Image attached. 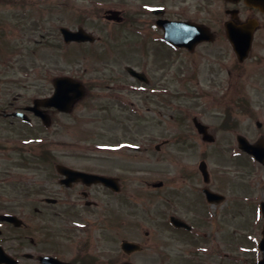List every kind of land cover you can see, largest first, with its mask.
Masks as SVG:
<instances>
[{
    "label": "flooded vegetation",
    "instance_id": "obj_1",
    "mask_svg": "<svg viewBox=\"0 0 264 264\" xmlns=\"http://www.w3.org/2000/svg\"><path fill=\"white\" fill-rule=\"evenodd\" d=\"M131 1L130 9L114 3L109 9L120 18L108 21L130 30L137 73L126 67L111 73L105 65L106 76L84 79V95L74 97L67 112L36 105L54 92L57 76L46 79L51 69L30 65L15 83L13 61L21 49L34 56L40 41L60 38L67 49L62 55L72 61L77 42H67L58 21H50L49 0H0V160L13 161L0 166V264H138L134 255L154 245L157 233L144 226L142 240L139 220L130 221L156 219L155 194L163 198L161 216L170 231L192 236L196 244L212 240L223 258L216 247L221 217L246 216L252 208L243 192L249 182L259 192L255 207L264 202V0ZM169 21L184 25L172 30ZM109 46L103 44L104 55ZM62 73L79 76L72 69L58 76ZM31 76L42 81L33 83ZM98 122L110 138L53 144L54 135L75 130L86 135ZM197 139L209 146L208 153L215 146L227 154V172L243 178L233 183L232 176L209 167L208 188L223 194L213 202L200 184V163L183 171L195 180L188 188L170 186L177 176L166 169L159 177L149 167L127 176L118 165L119 156L132 155L127 152L162 159L172 144L195 145ZM247 141L258 149V158L242 149ZM248 165L255 176H248ZM133 181L137 186H129ZM232 186L242 193L236 195ZM131 187L145 192L147 200L129 211L123 206L134 202L125 196ZM125 240L140 248L129 252ZM233 245L241 247L238 239ZM207 254L203 245L180 257L199 263ZM224 258L233 259L229 253ZM171 259L167 255L163 264Z\"/></svg>",
    "mask_w": 264,
    "mask_h": 264
},
{
    "label": "rangeland",
    "instance_id": "obj_2",
    "mask_svg": "<svg viewBox=\"0 0 264 264\" xmlns=\"http://www.w3.org/2000/svg\"><path fill=\"white\" fill-rule=\"evenodd\" d=\"M135 1V0H134ZM124 3L128 9H130L129 2H133L131 0H49L47 6H52L53 9L50 8L49 18L50 21L53 22L57 20L65 21L68 18L66 23L68 26H72L73 28H77L78 26H85L89 31H93L100 40L96 43L90 44H82L81 46L76 45L75 55L72 57V61L69 60L68 57H65L63 46L58 45V41H40L42 43L39 46V52H34V56H30V52L26 53L21 49L22 54L17 58V60L13 61V74L15 77V83L21 80L23 77V70L25 67H29L30 65H42L46 69H51V72H46L47 80L51 79L54 75L60 74L62 71L67 72L69 69H72L79 75V79L81 80H94L96 78H103L106 76L105 65L109 66L111 69V73L116 72H124V67L126 65H135V58L132 53L133 49L131 47V32L129 29L124 27H119L115 22H109L105 19L104 12L106 9L111 8L114 3ZM38 7L42 8V1L37 4ZM51 15V16H50ZM122 39V40H119ZM49 44H48V43ZM127 43L120 44L117 43ZM103 44L111 45L107 49L106 55H104ZM20 50V48H18ZM100 55V56H99ZM1 60V59H0ZM45 74V73H44ZM45 74V75H46ZM30 81L33 83H40L42 80L36 79L31 76ZM50 84V83H49ZM51 85V84H50ZM95 91H102L104 89H95ZM94 91V92H95ZM93 92V91H92ZM96 114H98L96 112ZM96 116V115H95ZM97 126L92 127L88 134L79 135V133L75 130L73 132H68L64 135H54L52 139H54V143L61 144L63 140L69 143H76L77 141H83L84 139H93L94 136L102 137L103 139L110 138L111 134L108 131H105L103 128H99L103 123H96ZM105 124V123H104ZM180 131H182L180 129ZM223 137H219V143H223ZM190 141L193 142L191 139ZM197 144L188 145V141H181L172 144L170 147H167V155L163 157L161 160L151 155L150 160L138 159L133 155V152H127L130 157L119 156L118 165L120 166V170L126 173L127 176L131 175L133 172L131 171H141L143 168L149 167L153 168L154 177H159L158 171L160 169H166L169 173L170 177L176 175L177 177L170 181V186L172 184H177L180 187L188 188L189 185H193L195 182L194 179L188 177L184 174V170L187 169V166H194L195 164L200 163L202 159H206L209 163L210 167L215 171L220 172L223 176H232L231 182L238 183L241 182L243 178H235L232 173L227 172V170H231L229 165L230 161H226L227 154L224 155L220 151H217L214 146L212 151L208 153L205 148L209 147L205 142L204 144L200 143V140H196ZM206 144V145H205ZM205 152H204V151ZM126 153V152H123ZM13 159L16 162L18 160ZM13 162V161H12ZM8 159H1V165H9L12 164ZM247 168V167H246ZM243 168V170H246ZM155 169H157V173H155ZM248 176L252 173H256L255 167L252 165L247 168ZM240 180V181H239ZM129 186H137V182L133 181L128 183ZM201 184V177H200ZM202 185V184H201ZM256 186V183L254 184ZM128 186V187H129ZM233 187V186H232ZM139 189V186H138ZM172 189V188H171ZM128 193L125 196L130 197V200L134 201L133 203L124 204L123 208L131 211L134 206H136V202L138 206H142L147 197H145V192H140L134 190L132 187L127 190ZM233 192L238 195L240 192L239 187H233ZM245 196L251 197L252 208L248 210L246 216L235 215L230 216L229 218L221 217L222 222L220 223L222 228L216 236L219 237V244H216L218 251L222 254L223 258H220L219 255L216 254V250L214 247V242L212 240L207 241V244L203 243H194L188 236L184 234H180L179 232L174 233L172 228H168L163 219V215L160 210H162L161 206H163L164 201L161 196L153 195L152 201H154V207L156 208V216L155 220L144 219L143 217H132L133 223L137 220V223L140 222V229L144 226H151L153 229L156 228V235L153 238V244L149 246L145 252L142 254H135L133 260L138 262V264H163L167 263V255L172 257V264H195V262H189L195 257L190 258L189 256L180 257V254H188V252L197 248L198 246L204 245L205 248H208L207 256L199 257L198 264H257V261L261 258V251L259 250L257 243L261 239V231L263 227V219L257 212L255 207V201H257L259 197V192L257 191V187H252V185H248L246 188ZM242 193V192H240ZM190 197H192L190 195ZM146 202V201H145ZM247 218V219H246ZM126 219H128L126 217ZM137 219V220H136ZM192 219V218H191ZM129 220V219H128ZM127 220V221H128ZM150 221V222H149ZM244 226H247L244 228ZM141 239L144 240V231L141 229ZM128 234V233H127ZM248 235V236H247ZM238 239V244L241 246L238 247H230L231 240ZM248 239V240H247ZM211 246L213 248H211ZM228 252L232 255L233 259L224 258V255ZM221 256V255H220ZM235 257V258H234ZM186 258L189 261H186ZM204 259V260H203Z\"/></svg>",
    "mask_w": 264,
    "mask_h": 264
},
{
    "label": "water",
    "instance_id": "obj_3",
    "mask_svg": "<svg viewBox=\"0 0 264 264\" xmlns=\"http://www.w3.org/2000/svg\"><path fill=\"white\" fill-rule=\"evenodd\" d=\"M109 18H118V15H117V12H113L112 15L109 16ZM66 39L68 40H71V39H76V40H79V41H82V40H90V41H93L95 40L94 36L89 34L88 32H86V30H84V28H81L80 31L78 32H66ZM58 84L62 85L63 82H65V80L62 78V79H59L57 80ZM80 85V90H79V94H83V88H82V84L79 83ZM58 95V94H57ZM247 150H249L250 152L252 153H255V149H253V147H246ZM202 167V170L203 172L205 173V177H206V180H208L209 178V174L207 173V171H205V163H203V165L201 166ZM209 195H211L209 193ZM263 234H264V230H263ZM127 245H131L132 248H138V244H130V243H126ZM260 247L264 250V237L261 241V243L259 244ZM263 256H264V252H263ZM127 264H131V263H127ZM259 264H264V257L263 259L259 262Z\"/></svg>",
    "mask_w": 264,
    "mask_h": 264
}]
</instances>
